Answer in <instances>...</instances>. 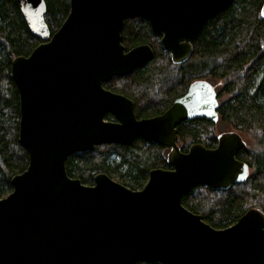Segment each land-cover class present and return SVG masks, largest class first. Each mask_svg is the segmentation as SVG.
Listing matches in <instances>:
<instances>
[{"label":"water","instance_id":"1","mask_svg":"<svg viewBox=\"0 0 264 264\" xmlns=\"http://www.w3.org/2000/svg\"><path fill=\"white\" fill-rule=\"evenodd\" d=\"M15 1L40 43L11 60L18 139L28 163L0 198V264H264L260 209L251 207L218 229L182 204L199 184L226 189L249 172L236 158L246 145L237 131L221 132L213 148L193 143L182 152L177 145L181 122L218 120L211 84L194 80L165 111L144 118H137L131 99L102 85L153 55L146 43L125 49V18H145L180 63L205 21L232 0H69L68 15L53 34L45 0ZM107 113L116 120H106ZM136 138L168 147L171 166L151 169L140 189L104 172L92 184L68 175L71 154Z\"/></svg>","mask_w":264,"mask_h":264},{"label":"trees","instance_id":"2","mask_svg":"<svg viewBox=\"0 0 264 264\" xmlns=\"http://www.w3.org/2000/svg\"><path fill=\"white\" fill-rule=\"evenodd\" d=\"M45 22L53 34L68 15L69 0H45ZM264 0H232L205 21L192 41L189 57L174 63L148 21L125 18L121 42L126 50L149 44L152 57L124 77H112L103 86L122 93L134 103L137 117L161 114L193 80L206 79L216 91L218 121L192 119L177 126V145L186 152L193 143L208 148L217 144V123L253 136V145L241 148L236 158L249 172L244 181L226 189L199 184L182 197V204L214 228H225L249 208L264 213ZM40 43L28 29L15 0H0V198L12 190L11 178L25 170L26 150L18 139L19 97L10 75L11 60L27 56ZM213 81V82H212ZM214 81H222L216 86ZM105 119H114L106 114ZM239 133V132H238ZM241 135V133H240ZM242 136V135H241ZM243 137V136H242ZM169 148L136 138L129 144L104 143L92 151L71 154L65 161L69 176L92 184L97 173H115L122 184L140 189L154 168H171ZM134 264H167L139 261Z\"/></svg>","mask_w":264,"mask_h":264},{"label":"rangeland","instance_id":"3","mask_svg":"<svg viewBox=\"0 0 264 264\" xmlns=\"http://www.w3.org/2000/svg\"><path fill=\"white\" fill-rule=\"evenodd\" d=\"M212 82H213V81H212ZM214 84H215L216 86H220V85H222V81H214ZM232 130L237 131V130L233 129L232 127H229V126H227V125H225V124L219 122V123H217L215 133L218 135L220 132H224V131H232ZM238 132L241 133V135L243 136V138L247 141V145H253V142H255L253 136H251L252 138H249L247 135L244 134V132H240V131H238ZM109 176H110L112 179H114V180H116V181H118V182H120V183H123V182L120 180V178L118 177L117 174H115V173H110Z\"/></svg>","mask_w":264,"mask_h":264},{"label":"flooded vegetation","instance_id":"4","mask_svg":"<svg viewBox=\"0 0 264 264\" xmlns=\"http://www.w3.org/2000/svg\"><path fill=\"white\" fill-rule=\"evenodd\" d=\"M111 78H112V77H111ZM196 80H198V79H196ZM204 80H206V79H204ZM109 81H110V80H109ZM193 81H194V80H193ZM193 81H192V82H193ZM107 82H108V81H107ZM107 82H105V83H107ZM208 82H209V81H208ZM209 83H210V82H209ZM189 84H190V83H189ZM210 84H211V83H210ZM102 85H103V84H102ZM188 86H189V85H188ZM103 87H104V86H103ZM104 88H105V89H108V90H110V91H112V90L109 89V88H106V87H104ZM187 88H188V87H187ZM213 89H214V88H213ZM186 90H187V89H186ZM214 90H215V89H214ZM112 92H114V93H118V92H115V91H112ZM215 92H216V91H215ZM118 94L124 95V94H122V93H118ZM124 96H125V95H124ZM126 97H127V96H126ZM216 97H217V96H216ZM127 98H128V97H127ZM129 99H130V98H129ZM217 102H218V101H217ZM217 112H218V111H217ZM107 114H111V113H107ZM111 115L113 116L114 119H112V120H110V121H115V120H116L115 116H114L113 114H111ZM137 118H139V117H137ZM140 118H141V117H140ZM143 118H144V117H143ZM106 120H107V119H106ZM217 121H218V120H217ZM217 121H216V122H217ZM216 122H214V123H216ZM220 133H221V132H220ZM220 133H219V134H220ZM219 134H218V135H219ZM218 135H217V139H218Z\"/></svg>","mask_w":264,"mask_h":264}]
</instances>
